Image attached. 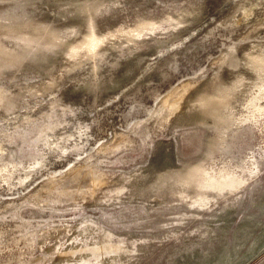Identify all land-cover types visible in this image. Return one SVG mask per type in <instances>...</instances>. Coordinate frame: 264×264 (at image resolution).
<instances>
[{
	"label": "rangeland",
	"instance_id": "rangeland-1",
	"mask_svg": "<svg viewBox=\"0 0 264 264\" xmlns=\"http://www.w3.org/2000/svg\"><path fill=\"white\" fill-rule=\"evenodd\" d=\"M0 264H264V0H0Z\"/></svg>",
	"mask_w": 264,
	"mask_h": 264
}]
</instances>
